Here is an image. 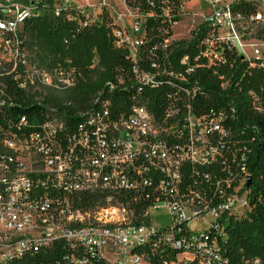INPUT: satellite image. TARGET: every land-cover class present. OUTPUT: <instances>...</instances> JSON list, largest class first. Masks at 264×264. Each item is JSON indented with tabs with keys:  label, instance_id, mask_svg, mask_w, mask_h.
I'll list each match as a JSON object with an SVG mask.
<instances>
[{
	"label": "trees",
	"instance_id": "16d2710c",
	"mask_svg": "<svg viewBox=\"0 0 264 264\" xmlns=\"http://www.w3.org/2000/svg\"><path fill=\"white\" fill-rule=\"evenodd\" d=\"M124 1L142 24L141 44L134 55L120 45L116 32L122 28L106 7L90 13L72 1L26 2L31 17L16 33L0 31V38L17 47L21 63L25 60L50 77L64 73L72 85L56 88L38 81V92L26 86L25 69L1 72L0 125L6 128L21 117L29 123L44 122L56 115L65 122L64 131L74 127L76 135L87 134L93 142L101 136L110 141L119 135L116 126L129 118L132 109L144 106L158 136L130 161L118 163L130 187L120 188L113 179L108 189H96L78 200V207L92 214L114 208L124 216L123 225L149 226L150 209L157 203L193 201L205 214L226 202L245 181L249 210L243 216L224 212L196 236L185 224L164 228L144 251L155 253L152 264L173 259L181 251L159 241L170 231L185 242L183 251L198 257L217 256V262L211 258L212 264L264 262V99L256 96L263 86L261 73L225 43L209 49L206 24L196 27L188 39L172 40L173 27L184 16L185 0ZM5 8L0 6V21L7 20ZM210 51L217 57L208 56ZM135 69L154 76L156 85L138 84ZM94 117L106 127L104 131L90 122ZM213 118L220 119L219 131L209 126ZM191 119L202 122L191 129ZM201 131L205 143L199 139ZM157 142L170 153L171 164L152 155ZM201 147L205 161L193 160L191 152L182 157V149ZM113 168L110 165L108 172ZM203 243H207L206 251L198 249ZM64 247L62 261L71 253ZM57 259L49 253L34 260L54 264ZM92 263L107 264L99 257Z\"/></svg>",
	"mask_w": 264,
	"mask_h": 264
},
{
	"label": "built area",
	"instance_id": "2783aa9c",
	"mask_svg": "<svg viewBox=\"0 0 264 264\" xmlns=\"http://www.w3.org/2000/svg\"><path fill=\"white\" fill-rule=\"evenodd\" d=\"M204 1L208 12L201 15V21L193 27L190 35L196 27L206 24L210 28L205 40L209 49L216 43H225L250 68L259 70L263 86L256 96L264 99V0ZM4 12L7 20L0 21L2 34L16 33L32 15V10L27 6H6ZM141 25L136 16L131 31L120 26L122 29L116 32L120 45H126L132 55L141 44ZM0 39L2 46H10L20 57L16 46ZM208 56L217 57L212 51ZM62 74L56 73L50 77L38 73L35 80L56 88L61 87L60 84L71 86L72 81L67 76L64 80H57L56 77ZM134 74L138 84L154 86L157 83L154 76L138 69L134 70ZM44 76V80H41ZM103 107H107V102ZM90 122L100 124L102 131L106 129L97 117ZM201 122V119H191V129ZM219 122L218 118L211 119L210 128L219 131ZM65 127V122L56 115L44 122L29 123L26 117H21L6 128L0 125V264H37L35 258L43 259L49 253L56 254L58 258L54 264H93L92 259L97 257L107 264H152L150 260L155 253H151V256L144 250L164 228L173 230L185 224L196 236L211 228L220 214L230 212L237 215L233 210L237 189L226 202L205 214L199 211L193 201L167 200L157 203L150 209L149 226L123 225L124 216L114 208L96 214L82 212L77 201L96 189H108L113 179L120 188L130 187L122 177L118 163L123 165L130 161L134 153L141 152L150 139L158 136V130L144 106L132 109L129 118L121 126H116L119 135L110 141L101 136L97 142H93L87 134L76 135L74 127L64 131ZM203 133L201 131L199 139L205 143ZM152 147L154 157L171 164L172 157L161 142ZM111 150H114L112 156L109 154ZM189 152L193 160L206 159L204 147L182 149V157L188 156ZM110 165L114 167L112 173L108 172ZM241 183L244 186L245 181ZM245 203L247 213L248 200ZM187 206L193 209V218H210L209 225L202 231L196 232L192 228V220L187 218L184 211ZM158 209L170 213L169 224L154 222L151 211ZM110 211H117L122 216L117 220L109 219L105 214ZM159 241L170 243L181 252L173 259L162 260L157 264H212L219 260L217 256H210L214 259L212 262L211 258L183 251L185 242L170 231L164 233ZM60 243L65 244V247L60 246ZM62 247L71 251L65 261L60 259L65 252ZM205 248L207 243L199 244L198 249ZM241 264L264 262L253 259Z\"/></svg>",
	"mask_w": 264,
	"mask_h": 264
},
{
	"label": "rangeland",
	"instance_id": "374dc122",
	"mask_svg": "<svg viewBox=\"0 0 264 264\" xmlns=\"http://www.w3.org/2000/svg\"><path fill=\"white\" fill-rule=\"evenodd\" d=\"M28 1H44V0H0V6H9V7H24L25 3ZM64 1V0H57ZM75 3L78 7L88 8L90 13H95L100 10L102 7H106L110 14L114 17L116 23L120 26H125L128 31L132 30L133 22L136 18V14L129 11L125 5L124 0H70ZM228 1V0H227ZM90 7H84L88 6ZM184 16L180 23H177L173 27V39L174 41H180L183 39H188L190 36V32L194 26L198 25L201 21V15L208 12V6L204 0H185L183 4ZM2 41L0 39V73L3 71H15L24 70L25 75V83L27 87H33V91L39 90V85L36 82V76L38 75V71L31 67L25 60L24 63H21L20 57L14 52L13 48L10 46H2ZM66 75L63 73L60 76H57V80H64ZM44 77H41V80H44ZM58 82V81H57ZM38 86H37V85ZM236 191L238 195L236 196V201L234 203L233 210L235 214L241 216V214L247 211V205L245 203L246 200V192L243 189V183H240L238 187H236ZM184 211L187 215V218L192 220V228L196 232L202 231L206 228L210 223V218H193V209L190 207H184ZM152 218L155 223L167 225L171 221L170 213L164 209H158L155 211H151ZM109 219H120L122 216L117 211H110L105 214ZM108 259H111L110 256H107Z\"/></svg>",
	"mask_w": 264,
	"mask_h": 264
},
{
	"label": "water",
	"instance_id": "95a60500",
	"mask_svg": "<svg viewBox=\"0 0 264 264\" xmlns=\"http://www.w3.org/2000/svg\"><path fill=\"white\" fill-rule=\"evenodd\" d=\"M248 182H249V183H248V187H249V185H250V179L248 180Z\"/></svg>",
	"mask_w": 264,
	"mask_h": 264
},
{
	"label": "crops",
	"instance_id": "0c3cea01",
	"mask_svg": "<svg viewBox=\"0 0 264 264\" xmlns=\"http://www.w3.org/2000/svg\"><path fill=\"white\" fill-rule=\"evenodd\" d=\"M84 7H90V5H88V6H84Z\"/></svg>",
	"mask_w": 264,
	"mask_h": 264
}]
</instances>
